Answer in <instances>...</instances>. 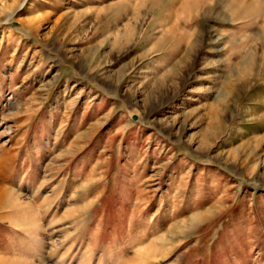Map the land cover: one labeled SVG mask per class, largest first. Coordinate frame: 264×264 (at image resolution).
Returning <instances> with one entry per match:
<instances>
[{
    "label": "rangeland",
    "instance_id": "rangeland-1",
    "mask_svg": "<svg viewBox=\"0 0 264 264\" xmlns=\"http://www.w3.org/2000/svg\"><path fill=\"white\" fill-rule=\"evenodd\" d=\"M0 264H264V0H0Z\"/></svg>",
    "mask_w": 264,
    "mask_h": 264
}]
</instances>
